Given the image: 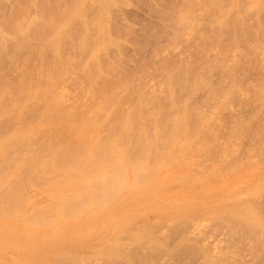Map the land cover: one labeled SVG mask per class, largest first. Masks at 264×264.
Returning <instances> with one entry per match:
<instances>
[{
  "label": "rangeland",
  "instance_id": "obj_1",
  "mask_svg": "<svg viewBox=\"0 0 264 264\" xmlns=\"http://www.w3.org/2000/svg\"><path fill=\"white\" fill-rule=\"evenodd\" d=\"M104 1H0V30H4L5 35L7 33V35H12L15 38L14 40L13 37L9 36L10 40L7 41L5 51L0 54V96L6 90V93L9 92L7 94L12 93L8 95L11 99H8L6 93H4V95L6 94L5 97H2L3 95L0 97V135H7L8 133L5 132L12 134L9 139L6 136H0V139L3 138L0 140L2 142L0 146L5 145L9 140L5 145L6 154L3 152L4 147H0V155L4 154L0 157V175L3 171L7 173L4 174V176H7L6 183L2 184V181H0V264H20L18 260H29L31 264H72L74 259L76 262L74 261L73 264H204L203 259L206 257L205 261L208 260L209 253L217 256L220 251L227 257L224 256L226 262L220 261L223 264H264V231H262L264 230V0ZM192 1L193 5L190 4ZM190 5L191 8H189ZM198 5H201V7L199 8ZM203 7H209V9L206 8L204 11ZM81 9L85 10L81 11ZM206 10L211 11L206 12ZM190 11L192 14L189 13ZM81 12L86 13L82 14ZM184 12L190 17L186 16ZM2 14L5 16H2ZM241 15L242 17H240ZM80 16L86 17L79 19ZM87 17L88 19L85 20ZM1 19L4 22H1ZM9 20L12 23L15 22L13 27H17L16 24L22 27L29 21H35L33 22V30L32 32L30 31L27 37L26 44L15 47V44L21 40H19L18 35H15V32H12L14 35L11 33L13 27L8 25ZM43 20L46 23H43ZM65 20H67V25ZM81 20L86 21V23L82 21L86 26L82 25ZM101 22H103L104 27H102ZM49 23L52 24L50 25ZM221 23L224 27H220L222 26ZM61 24L63 25L62 28H60ZM84 26L90 30L86 28L85 32ZM54 28L55 34L53 33ZM203 31L207 34H204ZM212 31H215V33H212ZM202 33L208 38L201 36ZM23 34L25 33L23 32ZM208 35L211 36L210 40ZM105 36L108 38L105 39ZM82 37H85V43H83ZM107 39L116 44V46L110 44ZM202 45L204 46L202 47ZM89 58L90 61H88ZM84 63H86V67H82ZM170 66L171 69L168 70ZM181 66H183V70ZM95 67L98 68L100 73L92 75L91 78L88 76L86 78L83 71L92 70ZM162 67L166 69V72H163L164 69ZM177 67H179V70L181 69L180 72H178V69V71L175 70ZM201 67L203 68L201 69ZM184 69H187L188 73L186 78L187 73L185 74L186 70ZM189 69L192 70L190 71ZM174 71L180 73L179 78L177 77L178 73H174ZM29 72L31 74L27 81L31 86L41 87V84H45L49 89L53 88L51 89L52 92H56L58 89V92H62L65 95L63 99H65L64 102L66 101V106H75V113L79 112L84 117H87V115L88 117H93L95 105H100L102 109H107L105 113L108 112V114L104 118L106 125L102 127L104 130L100 128L97 131L100 141L103 142L109 137L120 136L119 129L113 120L129 110L134 115L135 113L137 114V118L132 115L134 116V127L128 134L129 138L136 136L135 132L138 131L140 123H145L146 129L144 133L147 131V136L153 134L151 133L152 128L158 124L162 129L164 127L163 130L166 133H169L168 131L172 129L167 117L172 115V113L180 112L184 109V105L186 111L190 115L192 114L191 116L196 121L193 126L195 128L191 127L190 129L189 127L187 132H184L186 134L181 135L182 137L178 134L183 132H178L177 134L176 131H172V134L176 133L177 137L179 136L180 142L177 141L176 143L183 142L185 144L183 145L184 150L182 146L180 147V144H173L175 149H171L174 148L172 145V147L170 146L171 148L167 147L169 151L164 148L156 152L157 156L155 154V157H158V160L154 158V150L149 153L148 157L152 155L151 158L147 159L149 167H151L154 160L156 161L154 164L161 165L157 170H154L158 180L156 189L159 190H157L156 195H152L153 191L149 192L143 189L132 195H125L126 198L124 197L122 203H119L121 205L120 211L123 212L122 221L113 224L111 227L108 226L109 229L107 230H102L103 226L97 225L90 233H84L83 231L72 232L71 236L77 235L75 240L82 241L84 244L77 248L69 249L66 257L58 259L59 262L56 258H53L54 260L40 258L42 243L45 241L48 230L46 223L53 219L54 215L59 218L63 215V217L66 216L67 218H64L65 221H70L71 229L76 226L78 220L75 217V219H71V213L68 215L73 209H69V212H62L57 196H49L48 190L51 188V191L54 192L58 186H60L58 191L62 190L61 182L57 181L60 176H66V179H69L70 175L66 172L65 174L57 171L55 173V170H45L44 168L42 174L28 176L21 174L15 167L21 156L29 155L31 151L35 152L37 156H42L43 154L41 146L44 139L41 132L34 131L31 134V136H34V133H37L34 139L33 136L21 134L23 132L22 128L28 122H31L29 123L31 126L33 125L32 123H34V126L40 125L42 128L46 125L48 126V124L53 123L54 112H56L52 106L48 107L43 101L28 100L27 102L21 99L22 94L16 91V86L23 80V74ZM189 72H195V75L193 76ZM165 73L167 75L171 73L172 76L169 74L170 76L168 77L170 78H168ZM199 76H202V78ZM172 77L176 80H172ZM167 78L170 82H168ZM79 80H83V82ZM178 81L179 84L177 85ZM12 83H17V85H12ZM88 85L92 87L88 88ZM127 85L130 86L128 87ZM168 85L169 87L172 86V88L170 89ZM173 86H176L177 94ZM167 89L171 91L173 89L174 93L173 91L169 93L172 96L174 94L175 97L177 96V98L172 97L177 100H175V104H173L172 100L173 103L170 102L171 97L169 99ZM87 90L90 92H87ZM124 91L126 94L123 93ZM213 94L215 95L213 96ZM103 95L110 96L115 103L109 106L107 104L108 101L101 100ZM139 97L142 99V103H140L143 105H140L142 106L140 111H144L142 113L139 111L142 116L135 111V102L140 101L138 100ZM184 98L186 101L189 100L187 105L184 104L186 103ZM119 101H121V104ZM145 101L147 102L145 103ZM143 102L148 105V108ZM181 102L184 103L182 104ZM8 103H12L11 107H14L9 108L10 104L8 105ZM4 105L5 107H3ZM178 105L180 109L177 108ZM3 108L4 110L7 109V111H1ZM21 108L22 112H20ZM44 108H47V112H49V119L45 121V124L41 122L42 120H38L39 112L42 109L44 110ZM10 109L13 110L9 113ZM201 111L204 117L202 114L197 115ZM2 112L9 113L10 115L6 114L10 118L5 117V113L2 115ZM47 112L45 110V113ZM145 117H148V120ZM4 122H10L11 126H9L10 123L5 126ZM204 123H206V126H204ZM109 125L110 128H113L107 127ZM199 125L201 127L200 133H202L203 129L205 131V129L210 128L207 132L203 131L200 135L199 131H197L198 133L194 132V130L199 129ZM34 126L31 128H37ZM10 127H12L13 132H11ZM14 127L17 133L13 130ZM148 131L151 132L148 133ZM190 131H193L194 134L191 135ZM131 132L132 135L130 134ZM166 133L165 135H167ZM208 133L209 135L206 138ZM11 134L7 136H11ZM172 134L171 136L173 137ZM176 134L174 137H176ZM157 136L160 137L159 134ZM96 137L94 136V138ZM185 138L187 139L185 140ZM195 140H198V142ZM195 142L196 144L198 143L197 147L193 144ZM38 144L39 146H37ZM176 146L185 152L181 149L180 152ZM191 148H196L194 151H197L191 153ZM187 149L190 150L188 151ZM198 149L203 152L197 153ZM207 149L209 152H207ZM176 150L182 156L180 154V156L177 155ZM170 151L172 152L171 154ZM167 152L170 154L168 157ZM187 152L190 154L189 156ZM194 154L199 155L195 156ZM159 155L161 156L160 158ZM2 159H6L8 164L1 163ZM185 170L194 179H191L190 181L192 182L189 181L190 183L186 184L184 180L187 179L183 178ZM45 173L46 176L44 175ZM47 173H51V175L49 174L50 177L47 176ZM127 173L129 172L127 171ZM9 176L10 178H8ZM43 177L48 181L49 179H56L53 180L56 182H47ZM51 184L55 186L53 185V187ZM82 189L81 192L84 193L81 195L85 197V201L89 202V199L94 201L97 198V193L94 190L95 186H86ZM90 194L93 197L89 196ZM68 197L70 198L69 200H72L71 193L68 194ZM242 203H245L243 204L245 208L242 207L244 212L240 210L241 208L236 209L233 207L234 205L236 207L240 206ZM247 206L252 211L250 215L248 208L246 209ZM235 213H239V215ZM243 213L247 214V218L244 216L246 214L243 215ZM231 214H235L237 218L235 219V216ZM252 214L255 216V218L252 217V219L254 218L253 220L250 219ZM239 216H242V221L237 220ZM154 218L156 219L154 220ZM111 220L112 218H109L107 225H109ZM153 220L154 222H152ZM103 221L105 223L107 220L103 219ZM24 222H26V225H29L30 222L34 223L27 235H21V232L26 228ZM144 222H147L146 225H144ZM154 223L157 224L155 225ZM253 223L254 225H252ZM257 226H260V228H257ZM150 230L151 234L148 232ZM115 231L116 233H114ZM261 233L262 235H260ZM136 238H139L141 242L137 243L138 239ZM131 240L133 242L129 243ZM134 240H136V243ZM112 241L115 244L117 243L116 245L120 249L115 244V247H113ZM67 242L68 244L71 243V237L67 239ZM95 243H97V246L94 245ZM92 244L95 247L89 246ZM109 246H112L115 250ZM122 247H125L124 251ZM103 248L105 250L101 252ZM116 250H121V254ZM105 251H107L106 254ZM98 253H101V256ZM107 253L111 254V257L108 255L110 259L106 257ZM69 254L70 256H68ZM115 254L118 257H113ZM104 256L106 259L102 258ZM210 260L211 262L214 260L215 263V259ZM220 262H217V264H221ZM214 263L212 262L211 264ZM205 264H209V262L207 263L206 261Z\"/></svg>",
  "mask_w": 264,
  "mask_h": 264
},
{
  "label": "bare ground",
  "instance_id": "obj_2",
  "mask_svg": "<svg viewBox=\"0 0 264 264\" xmlns=\"http://www.w3.org/2000/svg\"><path fill=\"white\" fill-rule=\"evenodd\" d=\"M1 1V0H0ZM84 1V0H83ZM105 1H107V0H105ZM104 1V2H105ZM215 1V0H214ZM217 1V0H216ZM222 1V0H221ZM220 1V2H221ZM34 3V2H33ZM75 3V2H74ZM96 3V2H95ZM199 3H200V1H199ZM205 3V2H204ZM207 3H208V1H207ZM209 3H210V1H209ZM213 3V2H212ZM249 3V2H248ZM79 4V3H78ZM78 4H77V6H78ZM106 4H107V2H106ZM105 4V5H106ZM130 4V3H129ZM190 4L191 5H193V1H192V3L190 2ZM197 4H198V2H197ZM229 4V3H228ZM191 5H190V7L189 8H191ZM203 5H205V4H203ZM77 6H75L76 8H78ZM211 6V5H210ZM214 7H215V5H213ZM244 6V5H243ZM198 7L200 8L201 7V5L199 6L198 5ZM226 7V6H225ZM231 7V6H230ZM76 8H75V10H76ZM108 8V7H107ZM193 8H195V7H193ZM207 9H209V7H206ZM206 8H202V9H204V11H205V9ZM218 8V7H217ZM227 8V7H226ZM72 9V8H71ZM96 9H98V8H96ZM109 9V8H108ZM211 9V8H210ZM219 9H220V7H219ZM74 10V11H75ZM83 10H85V9H83ZM82 9H81V11H83ZM99 10V9H98ZM107 10V9H106ZM187 10V9H186ZM185 10V11H186ZM224 10V9H223ZM227 10V9H226ZM229 10V9H228ZM187 11H189V10H187ZM186 11V12H187ZM208 10H206V12H207ZM209 11H211V10H209ZM208 11V12H209ZM218 11V10H217ZM0 12H1V10H0ZM66 12V11H65ZM97 12V11H96ZM95 12V13H96ZM194 12V11H193ZM202 12H203V10H202ZM82 14H84V13H86V12H81ZM188 13V12H187ZM189 13H191L192 14V12L190 11ZM73 14V13H72ZM184 14H186L185 12H184ZM197 14H198V12H197ZM208 14V13H207ZM227 14V13H226ZM225 14V15H226ZM1 15V14H0ZM78 15H81V14H78ZM86 15V14H85ZM201 15L202 16H204L202 13H201ZM234 15H235V12H234ZM238 15V14H237ZM243 15V14H242ZM242 15L240 16V17H242ZM2 16H5V15H3L2 14ZM186 16H188V17H190L189 15H187L186 14ZM194 16V15H193ZM209 16H210V14H209ZM214 16V15H213ZM223 16V15H222ZM9 17H10V15H9ZM70 17V16H69ZM84 17H86V16H84ZM84 17H82V16H80L79 17V19L80 18H84ZM89 17V16H88ZM88 17L87 18H85V20L86 19H88ZM91 17V16H90ZM187 17V18H188ZM224 17V16H223ZM3 18H5V17H3ZM8 18V17H7ZM39 18V17H38ZM38 18H37V21H38ZM73 18H77V17H73ZM183 19H185L184 17H182ZM237 18V17H236ZM36 19V18H35ZM34 19V20H35ZM39 19H41V18H39ZM43 19V18H42ZM69 19V18H68ZM78 19V18H77ZM183 19H182V21H183ZM190 19V18H189ZM194 19V18H193ZM196 19H198V18H196ZM208 19V18H207ZM218 19V18H217ZM242 19V18H241ZM2 20V19H1ZM31 20V19H30ZM52 20V19H51ZM85 20H81L80 22L82 23V25L84 24L85 26H86V21ZM90 20V19H89ZM93 20H95V18H93ZM92 20V21H93ZM213 20V19H212ZM238 20V19H237ZM237 20H236V22H237ZM32 21V20H31ZM31 21H29L26 25H24V26H22V27H19L17 24H16V26L17 27H13V25H14V23H12L10 20L8 21L9 22V24L7 23V22H5L6 24H8V25H10V26H12L13 28H12V30H11V33L12 32H15V35H18L19 37V40H21L19 43L17 42L16 44H15V47L17 46L18 47V45H24V44H26V42H27V37L29 36V33H30V31L32 32V30H33V22H35V21H33V22H31ZM36 21V22H37ZM66 22V25H67V20H65ZM85 22V23H83V22ZM91 21V22H92ZM186 21V20H185ZM184 21V22H185ZM195 21V20H194ZM199 21V20H198ZM242 22H243V20H241ZM1 22H4L3 20L1 21ZM45 21L43 20V23H44ZM49 22H50V20H49ZM71 22H73V20H71ZM90 22V23H91ZM93 22H95V21H93ZM177 22H178V20H177ZM181 22V21H180ZM203 22V21H202ZM208 22H210L209 20H208ZM216 22H217V20H216ZM219 22V21H218ZM226 22V21H225ZM24 23V22H23ZM46 23V22H45ZM62 23H64V21H62ZM102 23V27H104L103 26V22H101ZM187 23H188V21H187ZM195 23V22H194ZM194 23H193V25H194ZM214 23V22H213ZM213 23H211V24H213ZM2 24V23H1ZM5 24V25H6ZM50 24V23H49ZM52 24V23H51ZM50 24V25H51ZM95 24V23H94ZM185 24V23H184ZM190 24H192V23H190ZM189 24V25H190ZM224 24V23H223ZM227 24V23H226ZM70 25V24H69ZM87 25H89V24H87ZM92 25H93V23H92ZM209 25H210V23H209ZM221 25H222V23H221ZM62 24H61V26H60V28H62ZM85 26H84V30H85V32H86V30L88 29V27H86L85 28ZM93 26H95V25H93ZM93 26H91V27H93ZM182 26V25H181ZM184 26V25H183ZM6 27H7V25H6ZM101 27V26H100ZM192 27V26H191ZM197 27V26H196ZM202 27V26H201ZM205 27H206V25H205ZM220 27H224L223 25L222 26H220ZM226 27V26H225ZM1 28H2V26H1ZM188 28V27H187ZM190 28V27H189ZM199 28V27H198ZM211 28H212V26H211ZM218 28V27H217ZM4 29V28H3ZM6 29V28H5ZM101 29V28H100ZM206 29V28H205ZM212 29H214V28H212ZM211 29V30H212ZM222 29V28H221ZM60 30H62V29H60ZM88 30H90V29H88ZM95 30V29H94ZM103 30V29H102ZM200 30V29H199ZM208 30V29H207ZM217 30H219V29H217ZM4 31V30H3ZM2 31V29L0 30V54H2L1 52L2 51H5L4 49L6 48V45H7V41L8 40H10L9 39V36H11V37H13L12 35H7V33H6V35L4 34L5 32H3ZM198 31V30H197ZM7 32V31H6ZM23 32L25 33V34H23ZM55 28L53 29V33L55 34ZM200 32V31H199ZM198 32V33H199ZM205 32H206V30H205ZM204 31H203V33L204 34H207V33H205ZM208 32V31H207ZM215 33V31H212V33ZM217 32V31H216ZM84 33V32H83ZM98 33V32H97ZM202 33V34H203ZM13 34V33H12ZM100 34V33H99ZM106 34V33H105ZM201 34V36H204V34L202 35ZM14 35V34H13ZM199 35V34H198ZM197 35V36H198ZM78 36V35H77ZM91 36V35H90ZM200 36V35H199ZM209 36V40H210V35H208ZM215 36V35H214ZM219 36V35H218ZM10 37V38H11ZM60 37V36H59ZM104 37V36H103ZM204 37H207L206 35L204 36ZM14 38V37H13ZM12 38V39H13ZM83 38V37H82ZM85 38V37H84ZM84 38H83V40H84ZM106 38H108V37H106L105 36V39ZM208 38V37H207ZM104 39V38H103ZM198 39H199V37H198ZM14 40H15V38H14ZM82 40V41H83ZM108 40V39H107ZM200 40H203V39H200ZM205 40H206V38H205ZM59 41V40H58ZM109 41V40H108ZM108 41H104V42H108ZM207 41V40H206ZM212 41V40H211ZM11 42H12V40H11ZM86 42H87V40H86ZM58 43V42H57ZM83 43H85V40H84V42ZM109 43L110 44H114V43H112V42H110L109 41ZM108 43V44H109ZM87 44V43H86ZM97 44H99V43H97ZM58 45V44H57ZM115 46H116V44H114ZM209 45V44H208ZM82 46V45H81ZM114 46V47H115ZM204 45H202V47H203ZM56 47H58V46H56ZM85 47H86V45H85ZM89 47V46H88ZM206 47V46H205ZM23 48V47H22ZM93 48V47H92ZM95 48V47H94ZM105 48H107V47H105ZM104 48V49H105ZM109 48V47H108ZM118 48V47H117ZM104 49H102V51H104L105 52V50ZM201 49V48H200ZM205 49V48H204ZM86 50V49H85ZM203 50V49H202ZM208 50V49H207ZM206 50V51H207ZM54 51V50H53ZM57 51H59V50H57ZM92 51V50H91ZM93 51H94V49H93ZM199 51V50H198ZM209 51V50H208ZM16 52V51H15ZM55 52V51H54ZM53 52V53H54ZM204 52V51H203ZM6 53V52H5ZM41 53V52H40ZM52 53V54H53ZM98 53H100V52H98ZM201 53V52H200ZM11 54V53H10ZM35 54V53H34ZM91 54V53H90ZM93 54H94V52L92 53V57H93ZM54 55V54H53ZM56 55V54H55ZM203 55V54H202ZM7 56V55H6ZM25 56V55H24ZM59 55H58V52H57V57H58ZM200 56V55H199ZM208 56V58H210V56L209 55H207ZM56 57V58H57ZM196 57V56H195ZM206 57V56H205ZM8 58H10V57H8ZM14 58V57H13ZM55 58V57H54ZM53 58V59H54ZM213 59V58H212ZM24 60V59H23ZM22 60V61H23ZM59 60H61L60 58H59ZM208 60V59H207ZM206 60V61H207ZM217 60V59H216ZM62 61V60H61ZM88 61H90V58H89V60ZM88 61H85V62H88ZM208 61H211V60H208ZM171 62V61H170ZM23 63V62H22ZM61 63V62H60ZM214 63V62H213ZM221 63V62H220ZM2 64V63H1ZM85 64L86 63H84V66H82V67H86L85 66ZM114 64V63H113ZM201 64V63H200ZM205 64V63H204ZM223 64V63H222ZM221 64V65H222ZM47 65V64H46ZM83 65V64H82ZM207 65H209V63H207ZM211 65V64H210ZM215 65V64H214ZM117 67H118V65H116ZM115 66V67H116ZM211 66H213V65H211ZM114 67V68H115ZM191 67H193V66H191ZM199 67V66H198ZM204 67V66H203ZM203 67H201V69L203 68ZM209 67V66H208ZM218 67V66H217ZM223 67V66H222ZM119 68V67H118ZM163 69H164V67H162ZM179 67H177L175 70H177ZM181 68H182V70H183V66H181ZM187 68V67H186ZM206 68V67H205ZM212 68V67H211ZM122 69V68H121ZM169 69H171V66H170V68H168V70ZM188 69V68H187ZM187 69H184V70H186V72H185V74L187 73ZM196 69V68H195ZM200 69V70H201ZM47 70V69H46ZM120 70V69H119ZM123 70V69H122ZM166 69H164L163 70V72H166L165 71ZM174 70V69H173ZM179 70V69H178ZM177 70V71H178ZM190 70V69H189ZM192 70V69H191ZM190 70V71H191ZM115 71V70H114ZM161 71V70H160ZM181 71V69L178 71V72H180ZM81 72V71H80ZM162 72V73H163ZM168 72V71H167ZM173 72V71H172ZM176 71H174V73H175ZM178 72H176V73H178ZM195 72H196V70H195ZM194 72V73H195ZM199 72V71H198ZM26 73V72H25ZM23 74V80L20 82V81H18V82H20L18 85H17V83H12V85L14 84V85H17L16 86V91H18L19 93H21L22 94V96H21V99H24V100H26L27 102H28V100L29 101H37V100H40V101H43V102H45L47 105H48V107H50V106H52L54 109H55V111L56 112H54L55 114V118H54V120L51 122L52 124H48V126L46 125L45 127H41L40 125L39 126H36L37 128H31L32 126H34V123H32L33 125L31 126V124H29V123H31V122H28L27 124H25V126L22 128V130H23V132H21V134H24L25 136H31V134H33V132L34 131H40L41 132V135H43V139H44V141L42 142V146H41V149H42V151H43V154H42V156H37L36 155V153L35 152H33V151H31V153H29V155H25V156H21V158L19 159V161H18V163H16V168L21 172V174H26V175H36V174H42L43 173V169L45 168V170H48V169H50V170H55V173H56V171L58 172V173H61V174H65V172L66 173H69V175H70V177H68L69 179H66L67 177L66 176H60V179L57 181V182H61V187H62V190H59L58 191V188L60 187V186H58V188H56L57 189V191H56V189H55V191L53 192V191H51L52 189L50 188L49 190H48V195L49 196H57V198H58V200H59V204H60V206L62 207L61 208V211L62 212H69V209H73V211H71V212H69V214L68 215H70V213H71V215H70V218L71 219H73L74 217L76 218V220H78V222H77V224H76V226L74 227H72L71 229H70V221L69 220H67V221H65L64 220V218L65 219H67L66 218V216L65 217H63V215L62 216H60V218L58 217V216H56V215H54V218L53 219H50L47 223H46V226H47V233H46V237H45V241L42 243L43 244V246H42V252H41V254H40V258L41 259H51V260H54L53 258H56L57 260L58 259H62V258H64V257H66V254L69 252V249H74V248H77V247H79V246H82L84 243L81 241H76L75 239H76V236H74V235H72L71 236V233L72 232H75V231H83L84 233H90L92 230H93V228L95 227V226H97V225H101V226H103L101 229L102 230H107V229H109L108 228V226H112L113 224H115V223H119V222H121L122 221V219H123V216H122V211H120V209H121V205L119 204V203H122V201H123V199H124V197L126 198V196L125 195H132V194H134L135 192H137V191H140V190H145V191H149V192H151V191H153V193H152V195H156V193L159 191L158 189H156V185H157V182H158V180L156 179V175H155V173H154V170H157L161 165L160 164H154L156 161L154 160V162L152 163V165H151V167H149V165H148V158L150 157H148V155H149V153H151V151L152 150H154L155 151V153H154V158H156L155 157V154H156V152H158V150H161V149H164V148H167V147H172V145L173 144H178V143H176L177 141H179L180 139L177 137V134H178V132H183L182 134L181 133H179L178 135H182L183 136V134H186V133H184V132H187V130H188V128L190 127V129H191V127H193L194 126V123L196 122L195 121V118L194 117H192L191 115H190V113H188L187 111H186V108H185V105H184V109H182L180 112H177V113H172V115H170L169 117H167V121H169L170 122V128L172 129V130H170V131H168L169 133H166L163 129H164V127H163V129L161 128V126L158 124V125H156L155 127H153L152 128V132L151 131H148V133L149 132H151V133H153L152 135L150 134L149 136H147L148 134H147V131L144 133V130L146 129V125H145V123H140V121H139V129H138V131L137 132H135V135L136 136H134V137H130L129 138V132H130V130L132 129V127H134L133 126V123H134V116L136 117V113H135V115L129 110V111H126L125 113H123V115L121 114L119 117H116L113 121L115 122V124L117 125V127H118V129H119V132H120V136L119 137H117V136H112V137H109L108 139H106V141L105 142H103V141H100V139H99V137H98V133H97V131H98V129H103L102 127L104 126V125H106V121H104V118H106V116H107V114H108V112L107 113H105L106 112V110L107 109H102V107L99 105V106H97V105H95V114H94V116L92 117V116H89L88 117V115H87V117H84L83 115H81V114H79V112L78 113H75L74 111H75V109H74V107H69V106H66V104H65V102H64V100L65 99H63V96H65L64 95V93L62 94V92H58L57 90H56V92H52L51 91V89H53V88H51V89H49V87H47L45 84H41V87H33V86H31L30 84H29V82L27 81V80H29V76H30V74H31V72H29V73H27V74ZM100 72H99V70H98V68L97 67H95V68H93L92 70H89V69H87V70H84L83 71V74H84V76H86V78H87V76L89 77V78H91V76L92 75H97V74H99ZM182 73V72H181ZM189 73H191V72H189ZM194 73H191V75L193 74V76L195 75ZM80 74V73H79ZM102 74V73H101ZM166 74V73H165ZM171 76H172V74L171 73H169ZM167 75V77L168 76H170V75ZM179 74L180 73H178V75L177 74H174V75H177V77L179 76ZM200 74V73H199ZM118 75V74H117ZM160 75V74H159ZM166 75H165V77H166ZM183 75H184V73H183ZM188 75V73L186 74V76H185V78L186 77H188L187 76ZM162 76H164V75H162ZM183 77V76H182ZM190 77V76H189ZM199 77H201L202 78V76H199ZM8 78V77H7ZM22 78V77H21ZM64 78V77H63ZM83 78V77H82ZM168 78H170V77H168ZM167 78V80H168V82H170V80ZM179 78V77H178ZM194 78H197V77H194ZM200 78V79H201ZM206 78V77H205ZM119 79H120V77H119ZM164 79H166V78H164ZM182 79H184V78H182ZM19 80V79H18ZM98 80H101V79H98ZM120 80H122V78L120 79ZM172 80H176V79H173V77H172ZM180 80V79H179ZM203 80V79H202ZM205 80V79H204ZM5 81V80H4ZM80 81V80H79ZM82 82H83V80H81ZM80 81V82H81ZM91 81V80H90ZM105 81H107V80H105ZM132 81V80H131ZM163 81H165V80H163ZM193 81V83H194V79L192 80ZM199 81V80H198ZM201 81V80H200ZM79 82V83H80ZM122 82V81H121ZM172 82V81H171ZM197 82V81H196ZM8 83H9V81H8ZM102 83V82H101ZM105 83V82H104ZM104 83H103V85H104ZM166 83V82H165ZM164 83V84H165ZM176 83V82H175ZM181 83V82H180ZM186 83H187V80H186ZM200 83V82H199ZM210 83V82H209ZM81 84V83H80ZM79 84V85H80ZM130 84H132V83H130ZM167 84V83H166ZM165 84V85H166ZM169 84V83H168ZM170 84H172V83H170ZM179 84V81H178V83H177V85ZM188 84V83H187ZM90 85H91V83H90ZM90 85H88V88L89 87H92V86H90ZM135 85V84H134ZM133 85V86H134ZM139 85V84H138ZM137 85V86H138ZM84 86V85H83ZM105 86V85H104ZM109 86H110V84H109ZM119 86V85H118ZM128 86V85H127ZM126 86V87H127ZM130 86V85H129ZM128 86V87H129ZM180 86V85H179ZM185 86H186V84H185ZM200 86V85H199ZM209 86V85H208ZM4 87V86H3ZM9 87H10V85H9ZM85 87V86H84ZM113 87V86H112ZM127 87V88H128ZM139 87V86H138ZM168 87H169V85H168ZM176 87V86H175ZM174 86H173V88H174V90L176 89ZM181 87V86H180ZM188 87V86H187ZM191 87V86H190ZM193 87H194V84H193ZM192 87V88H193ZM203 87V86H202ZM88 88H86V89H88ZM170 89L172 88V86L171 87H169ZM181 88H184V87H181ZM207 88V87H206ZM3 89V88H2ZM9 89H11V88H9ZM8 89V90H9ZM78 89V88H77ZM110 89V88H109ZM111 89H113V88H111ZM129 89V88H128ZM138 89V88H137ZM170 89H167L168 90V93L171 91ZM199 89V88H198ZM6 90V89H5ZM89 90V89H88ZM87 90V92H90V91H88ZM166 90V89H165ZM177 90V89H176ZM176 90H175V92H176ZM183 90V89H182ZM181 90V91H182ZM185 90H186V87H185ZM184 90V91H185ZM192 90V89H191ZM194 90H195V88H194ZM3 92H4V90H2ZM7 91V90H6ZM6 91L4 92V93H6ZM9 91H11V90H9ZM112 91V90H111ZM114 91V90H113ZM116 91V90H115ZM119 91V90H118ZM129 91V90H128ZM128 91H127V93H128ZM147 91V90H146ZM172 91H173V89H172ZM172 91H171V93H172ZM181 91H179V92H181ZM193 91V90H192ZM196 91V90H195ZM2 92V93H3ZM178 92V93H179ZM183 92V91H182ZM185 92H187V91H185ZM4 93L3 94H1V96L2 97H5V95L7 94V93H9V92H7L5 95H4ZM11 93V92H10ZM112 93H115V92H112ZM123 93H125V91L123 92ZM153 93V92H152ZM164 93V92H163ZM173 93H174V91H173ZM188 93V92H187ZM191 93V92H190ZM12 94V93H11ZM11 94H7V96L8 95H11ZM83 94V93H82ZM126 94V93H125ZM131 94H133V93H131ZM140 94V93H139ZM150 94V93H149ZM166 94H167V92H166ZM176 94H177V92H176ZM100 95H101V93H100ZM127 95H129V94H127ZM152 95V94H151ZM155 95V94H154ZM175 95V94H174ZM173 95V96H174ZM179 95V94H178ZM187 95V94H186ZM191 95V94H190ZM215 94H213V96H214ZM0 96V97H1ZM7 96H6V98H7ZM90 96V95H89ZM88 96V97H89ZM141 96V95H140ZM172 96V94H170L169 93V99H170V97H171V99H170V102L171 103H173V104H175L176 102H175V100H174V98H177V96L175 97L174 96V98H172L173 97ZM181 96H183V95H181ZM184 96H185V93H184ZM188 96V95H187ZM209 96H210V94H209ZM212 96V97H213ZM125 97H126V95H125ZM120 98V97H119ZM140 98V97H139ZM138 98V100H140V101H137V100H135V101H137V102H135L136 103V106H135V111L136 112H139L140 111V109H142V108H140V107H142L143 105L141 104L142 102V99L140 98L139 99ZM143 98V97H142ZM178 98H179V96H178ZM8 99H11V97L9 98V96H8ZM105 100V101H108V105L110 106L112 103H115V101H112V99H111V97L110 96H106V95H103L102 97H101V100ZM122 99V98H121ZM126 99V98H125ZM130 99V98H129ZM132 99H134V98H132ZM179 99H181V98H179ZM185 99V98H184ZM186 99H187V97H186ZM186 99L184 100L186 103H184V102H181L182 104L184 103V104H186L187 105V101H189V100H187L186 101ZM209 99V98H208ZM123 100V99H122ZM127 100V99H126ZM173 102H172V101ZM182 100V99H181ZM7 101V100H6ZM117 101H118V99H117ZM177 101V100H176ZM210 101V100H209ZM8 102H9V100H8ZM13 102V101H12ZM120 102V104H121V101H119ZM141 102V103H140ZM147 101H145V103H146ZM6 103V102H5ZM4 103V104H5ZM88 103V102H87ZM122 103H124L123 101H122ZM144 103V102H143ZM144 103V104H145ZM156 103L158 104V102L156 101ZM10 103H8V105H9ZM15 104V103H14ZM119 104V105H120ZM148 104H150V103H148ZM173 104H170V105H173ZM179 104H180V101H179ZM7 105V104H6ZM11 105H12V103L10 104V107L9 108H12V107H14V106H12L11 107ZM25 105V104H24ZM140 105H142V106H140ZM146 105V104H145ZM177 105V104H176ZM180 106H182V105H180ZM3 107H5V105L3 106ZM91 107V106H90ZM146 107L148 108V105H146ZM174 107V106H173ZM186 107H188V106H186ZM23 108V107H22ZM22 108L20 109V112H22L21 110H22ZM83 108V107H82ZM145 108V107H144ZM144 108H143V110H144ZM177 108H179V105H178V107ZM53 109V110H54ZM74 109V110H73ZM180 109V108H179ZM189 109V108H188ZM192 109V108H191ZM2 110H4V108L3 109H1V111ZM13 110V109H12ZM11 109H10V111H9V113L12 111ZM33 110V109H32ZM45 110H46V112H47V108H44V110L42 109L40 112H39V115H38V120L40 121V120H42L41 122L42 123H44L45 124V121H48V119H49V112H47V113H45ZM52 110V111H53ZM82 110V109H81ZM131 110H132V108H131ZM145 110H147L146 108H145ZM4 111H7V109L6 110H4ZM26 111V110H25ZM51 111V112H52ZM134 110H133V112H135ZM176 111V110H175ZM141 112V111H140ZM139 112V114L141 115V113L142 112H144V111H142L141 113ZM202 112V111H201ZM197 113V112H195V113H197V115L199 116L200 114H202L203 115V117H204V114H203V112L202 113ZM1 113V112H0ZM3 113H5V112H2V115H3ZM7 113V112H6ZM5 113V114H6ZM9 113H7V114H9ZM91 113V112H90ZM89 113V114H90ZM7 114L5 115V117H9V116H7ZM13 114V113H12ZM52 114V113H51ZM144 114V113H143ZM10 115V114H9ZM132 115H134V116H132ZM139 115V116H140ZM196 115V116H197ZM21 116V115H20ZM52 116V115H51ZM109 116V115H108ZM138 116V117H139ZM142 116V115H141ZM206 116H208V115H206ZM13 117V116H12ZM10 118V117H9ZM53 118V117H52ZM137 118V117H136ZM142 118H144V117H142ZM148 117H145V119H147ZM109 119V118H108ZM108 119H107V121H108ZM139 119V118H138ZM141 119V118H140ZM206 119V118H205ZM148 120V119H147ZM8 121V120H7ZM11 121H13V120H11ZM10 121V122H11ZM142 121H144V119H142ZM0 122H1V118H0ZM9 122V123H10ZM137 122H138V120H137ZM146 122V121H145ZM198 122V121H197ZM3 123V122H2ZM5 123V122H4ZM7 123L8 122H6L5 124V126H8L7 125ZM8 123V124H9ZM19 123V122H18ZM36 124H38L37 122H35ZM41 123V124H42ZM114 124V125H115ZM135 124H137V123H135ZM206 123H204V126H206L205 125ZM43 125V124H42ZM115 125V126H116ZM201 125V124H200ZM200 125H199V129L197 130H194V132L196 131H199V133L201 132V130H200ZM9 126H11V123L9 124ZM19 126V125H18ZM34 126V127H35ZM136 126V125H135ZM168 126H169V124H168ZM168 126H167V128H168ZM202 126H203V124H202ZM204 126H203V128H204ZM3 127V126H2ZM16 127V126H15ZM15 127L13 128V130L16 132V130H15ZM107 127H109L110 128V125L109 126H107ZM112 127V126H111ZM7 128V127H6ZM9 128V127H8ZM12 127H10V129H11ZM106 128V127H105ZM113 128V127H112ZM112 128H110V129H112ZM169 128V129H170ZM193 128H195V127H193ZM207 128H208V126H207ZM210 128V127H209ZM208 128V129H209ZM3 129H5V128H3ZM207 129V130H208ZM104 130V129H103ZM134 130V129H133ZM137 130V129H136ZM135 130V131H136ZM162 130V131H161ZM176 131V133L175 132H173V133H175L176 134V137H174V135L175 134H172V131ZM207 130L205 129V131L207 132ZM5 131V130H4ZM3 131V132H4ZM8 131V130H7ZM100 131V130H99ZM108 131V130H107ZM203 131H204V129H203ZM203 131H202V133H203ZM204 131V132H205ZM11 132H13L12 131V129H11ZM14 132V133H15ZM116 132V131H115ZM191 132V135H193L194 133H193V131H190ZM195 132V133H196ZM210 132V131H209ZM5 133H8L7 135H10L11 133L10 132H5ZM10 133V134H9ZM17 133V132H16ZM117 133H118V131H117ZM161 133V134H160ZM164 133V135H162ZM165 133L167 134V135H165ZM198 133V132H197ZM202 133H200V135L202 134ZM35 134H37V133H34V136H33V138L35 137ZM131 135H132V132L130 133ZM157 134H159L160 135V137H158L157 136ZM170 134V135H169ZM171 134L173 135V137L171 136ZM7 135H5L6 136V138L7 139H9V137L11 138L12 137V134H11V136H7ZM14 135V134H13ZM107 135V134H106ZM117 135V134H116ZM134 135V134H133ZM188 135V134H187ZM200 135H198V136H200ZM204 135V134H203ZM202 135V136H203ZM207 135H209V133L208 134H206V138H207ZM0 136H2V135H0ZM5 136H2V137H5ZM15 136V135H14ZM31 136V137H32ZM94 136H97L96 138H94ZM108 136H110L109 134H108ZM181 136V137H182ZM188 136H190V135H188ZM16 137V136H15ZM185 137V136H184ZM178 138V139H177ZM190 138V137H189ZM199 138H201V137H199ZM3 138H1L0 140H2ZM6 139V140H7ZM35 139V138H34ZM120 139V140H119ZM187 138H185V140H186ZM202 139V138H201ZM212 139V138H211ZM189 140V139H188ZM199 140V139H198ZM198 140H195V141H197L198 142ZM182 141V140H181ZM5 142V141H4ZM8 142H9V140H8ZM7 142V143H8ZM180 142V141H179ZM187 142V141H186ZM201 142V141H200ZM203 142V141H202ZM0 143H1V145H2V142L0 141ZM6 143V144H7ZM5 144V145H6ZM34 144H35V142H34ZM180 144V147L182 146V149L184 150V146L183 145H185L183 142H181V143H179ZM178 144V145H179ZM194 145H196V147L198 146L197 144H196V142L195 143H193ZM192 144V145H193ZM5 145H3V146H0V147H4V151L3 152H5V154H6V152L7 151H5L6 149H5ZM12 145V144H11ZM201 145H202V143H201ZM201 145H199L200 147H201ZM205 145H207V144H205ZM10 146V145H9ZM37 146H39V144L37 145ZM187 146H189V145H187ZM204 146V145H203ZM209 146V145H208ZM170 147V148H171ZM173 147L174 148H171V149H175V146L173 145ZM176 147H178V146H176ZM186 147V146H185ZM194 147V146H193ZM200 147H198V148H200ZM205 147V146H204ZM203 147V148H204ZM8 149H10V148H8ZM7 149V150H8ZM181 148H179L178 147V150L181 152V150H180ZM192 149V151H191V153L196 149V148H191ZM202 149V148H201ZM210 149V148H209ZM33 150H34V147H33ZM36 150V149H35ZM157 150V151H156ZM182 150V151H183ZM186 150V149H185ZM188 150V149H187ZM190 150V149H189ZM188 150V151H189ZM199 151L197 152V153H202L201 152V150L200 149H198ZM208 150V149H207ZM10 151V150H9ZM153 151V152H154ZM167 151H169V149L167 148ZM172 151V150H171ZM170 151V154L172 153ZM177 151V150H176ZM179 151H177V155H179L180 154V152ZM197 151V150H196ZM196 151H194L193 153H195ZM2 152V151H1ZM2 152V153H3ZM37 152H38V150H37ZM174 152V151H173ZM179 152V153H178ZM183 152H185V151H183ZM207 152H209V150L207 151ZM188 153V152H187ZM206 153V152H205ZM39 154V153H38ZM170 154H168V152H167V157L170 155ZM174 154V153H173ZM185 154V153H184ZM2 155V154H1ZM1 155H0V157H1ZM4 155V154H3ZM2 155V156H3ZM181 156H182V154H180ZM179 155V156H180ZM190 154L188 153V156H189ZM195 156L196 155H199V154H194ZM156 156H157V154H156ZM172 156V155H171ZM170 156V157H171ZM6 157H7V155H6ZM151 157H152V155H151ZM150 157V158H151ZM161 156L159 155V158H160ZM185 157V156H184ZM3 158V157H2ZM175 158H176V156H175ZM178 158V157H177ZM157 160H158V157L156 158ZM166 159H168V158H166ZM163 160H164V158H163ZM161 162V161H160ZM1 163H4V164H8V161L6 160V159H2V162ZM175 163V162H174ZM3 164V165H4ZM154 164V165H153ZM176 164H177V162H176ZM175 164V165H176ZM1 166V165H0ZM164 166V165H163ZM173 166H174V164H173ZM167 167V166H166ZM6 169V168H5ZM122 171H123V174H122ZM127 171L129 172V173H127ZM237 171V170H236ZM7 172V171H6ZM46 172V171H45ZM50 172H52V171H50ZM237 172H239V171H237ZM184 173H185V175L183 176V178L184 179H187V180H184V183L186 184V183H188L193 177H191V174L190 173H187V171L185 170L184 171ZM4 174H7V173H5L4 171L2 172V174L0 175V181H2L1 183L3 184H5L6 183V179H7V176H4ZM48 175L47 176H49V174L51 175V173H47ZM130 174V175H129ZM45 176H46V173L44 174ZM53 175V174H52ZM43 176V175H42ZM198 176V175H197ZM33 177V176H32ZM41 177V176H40ZM50 177V176H49ZM59 177V176H58ZM57 177V178H58ZM62 177V178H61ZM8 178H10V176L8 177ZM43 178H45V177H43ZM48 178V177H47ZM178 178H180V177H178ZM196 178V177H195ZM17 179H19V178H17ZM36 179V178H35ZM45 180H46V178H45ZM53 180H56V179H53ZM52 179L50 180L49 179V181H53ZM192 180H194V179H192ZM47 182H49L48 180H46ZM46 181H43V182H46ZM46 182V183H47ZM56 182V181H55ZM54 181H53V183H55ZM183 182V181H182ZM190 182H192V181H190ZM189 182V183H190ZM52 185V184H51ZM54 185V184H53ZM52 185V186H53ZM55 186V185H54ZM53 186V187H54ZM86 186H95V191H96V193H97V198H95L94 199V201L92 200V199H89V202L88 201H85V197L84 196H82L81 194L82 193H84V192H81V190H83L82 188L83 187H86ZM51 187V186H50ZM52 187V188H53ZM57 187V186H56ZM54 190V189H53ZM79 190V192H77ZM158 190V191H157ZM71 193V195H72V200H69L70 198L68 197V194H70ZM89 196H92L91 194L89 195ZM84 197V198H83ZM93 197V196H92ZM87 199H88V197H87ZM253 201V200H252ZM252 201H251V203H252ZM242 202H244V201H242ZM243 204H245V203H242V205H238L237 207L234 205L233 207H235L236 209H240V210H242L243 211V209H242V207L243 208H245L244 206H243ZM248 206H250V205H248ZM248 206L246 207V209L248 208ZM232 208V207H231ZM234 208V209H235ZM252 209V208H251ZM248 210V213H249V215H250V213H252V211L248 208L247 209ZM246 210V211H247ZM245 211V212H246ZM61 212V213H62ZM214 212V211H213ZM239 212V211H238ZM244 212V211H243ZM210 213V212H209ZM247 213V212H246ZM246 213H243V215L244 214H246ZM247 213V214H248ZM63 214V213H62ZM206 214V213H205ZM210 214H212V213H210ZM214 214H215V212H214ZM236 215H239V213H235ZM235 214H231V215H233V216H235ZM247 214L246 215H244V216H246L245 218H247ZM25 216H26V214H24ZM224 215V214H223ZM253 215V214H252ZM251 215V217H250V219L251 220H253L254 218H255V216L253 215L252 216ZM30 216V215H29ZM29 216H27L29 219H31ZM229 216H230V214H229ZM127 217V216H126ZM125 217V218H126ZM242 217V216H241ZM241 217L239 216V218L237 219V220H241ZM252 217H254L253 219H252ZM27 218V219H28ZM74 218V219H75ZM109 218H112V220L110 221V223H109V225H107V222L109 221ZM124 218V219H125ZM129 218V217H128ZM153 218V217H152ZM158 218V217H157ZM205 218V217H204ZM227 218H229L228 216H227ZM235 219L237 218L236 216L234 217ZM249 218V217H248ZM68 219H69V216H68ZM103 219H106L107 221L104 223V221H103ZM156 218H154V220H155ZM232 219V218H231ZM0 220H1V217H0ZM154 220L152 221V222H154ZM160 220V219H159ZM236 220V221H237ZM232 221H233V219H232ZM242 221V220H241ZM256 221V220H255ZM245 222V221H244ZM249 222V221H248ZM25 223V225H26V222H24ZM27 223H29V222H27ZM132 223V222H131ZM145 223V222H144ZM147 223V222H146ZM146 223L144 224V225H146ZM255 223V222H254ZM254 223L252 224V225H254ZM34 223H29V225H26V228L21 232V235H27V233H28V231H29V229L32 227V225H33ZM155 224V223H154ZM157 224V223H156ZM155 224V225H156ZM245 224V223H244ZM243 224V225H244ZM248 224V223H247ZM139 225V224H138ZM251 225V226H252ZM257 225V224H256ZM256 225H255V228H256ZM128 226V225H127ZM130 226V225H129ZM142 226V225H141ZM247 226V225H246ZM248 226H249V224H248ZM135 227H136V225H135ZM140 227V226H139ZM245 227V226H244ZM260 228V226H257V228ZM116 229V228H115ZM140 229V228H139ZM148 229V228H147ZM147 229H145V230H147ZM248 229H249V227H248ZM254 229V228H253ZM124 230V229H123ZM257 230H259V229H257ZM262 230V229H261ZM262 231H264V230H262ZM262 231H260V232H262ZM130 232V231H129ZM149 233L151 232V230L150 231H148ZM258 232V231H257ZM259 232V233H260ZM114 233H116V231L114 232ZM136 233H140V232H136ZM142 233V232H141ZM146 233H147V231H146ZM145 233V234H146ZM152 233V232H151ZM150 233V234H151ZM263 233V232H262ZM262 233L260 234V235H262ZM142 235V234H141ZM143 235H144V232H143ZM133 236V235H132ZM69 237H71V243L70 244H68V242H67V239L69 238ZM262 237V236H261ZM264 237V236H263ZM136 239H138V241H136V240H134V242L136 241L137 243H139V242H141V240H139V238H136ZM114 241V240H113ZM113 241H112V244H113V247H115L114 246V244L115 243H113ZM145 241V240H144ZM143 241V242H144ZM119 242H121V241H119ZM119 242H118V244H119ZM131 242H133V240H131V241H129V243H131ZM135 242V243H136ZM122 243V242H121ZM112 244H110V245H112ZM117 244V243H116ZM115 244V245H116ZM122 244H124V245H126L125 243H122ZM94 245H96L97 246V243H95ZM121 245V244H120ZM155 245V244H154ZM157 245H158V243H157ZM156 245V246H157ZM90 247H92L93 246V244L92 245H89ZM107 246V245H106ZM93 247H95V246H93ZM109 247H111L112 248V246H109ZM109 247H107V248H109ZM116 247H117V245H116ZM157 247H159V246H157ZM192 247V246H191ZM106 248V247H105ZM105 248H103L102 250H101V252L102 251H104L105 250ZM118 248V247H117ZM116 248V249H117ZM123 248V247H122ZM121 248V249H122ZM125 248V247H124ZM124 248L122 249L123 251H124ZM91 249H93V248H91ZM110 249V248H109ZM113 249V248H112ZM118 249H120V248H118ZM106 250H108V249H106ZM113 250H115V249H113ZM109 251H111V250H109ZM117 252H119L120 253V251H118V250H116ZM115 251V252H116ZM220 251V250H219ZM84 252V251H83ZM87 252V251H86ZM91 252V251H90ZM106 252L107 251H105V254H106ZM114 252V253H115ZM116 252V253H117ZM112 253V252H111ZM205 253V252H204ZM99 255L101 254V253H98ZM113 254V253H112ZM121 254V253H120ZM224 253H222L221 251L219 252V254H217V256L216 255H210V253H209V257H207V259L209 260H206L207 261V263L209 262V264H211L212 262L214 263V260H212V262H211V260L210 259H215V263L217 264V262H220V261H225L226 262V260L224 259V256L226 257V255L224 254ZM108 255L111 257V254L110 253H107V255H106V257L107 258H109L110 259V257H108ZM204 255H207V254H204ZM220 255H221V257H220ZM0 256H1V254H0ZM68 256H70V254L68 255ZM101 256V255H100ZM99 256V257H100ZM121 256H123V255H121ZM113 257H118V256H116V254L113 256ZM112 257V258H113ZM205 257V256H204ZM70 258V257H69ZM102 258H105V256L104 257H102ZM217 258H221V259H217ZM227 258V257H226ZM106 259V258H105ZM117 259V258H116ZM205 259H206V257H205ZM205 259H203L204 261H205ZM71 260H72V257H71ZM114 260V259H113ZM74 261H75V259L73 260V263H74ZM82 261V260H81ZM110 261V260H109ZM203 261V263L205 264L206 263V261L204 262ZM18 262L20 263V264H31V262L29 261V260H18ZM53 262V261H52ZM58 262H59V260H58ZM76 262V261H75ZM211 262V263H210ZM224 262V263H225ZM72 263V264H73ZM78 263V262H77ZM214 263V264H215ZM221 263V262H220ZM221 264H223V262L221 263Z\"/></svg>",
  "mask_w": 264,
  "mask_h": 264
}]
</instances>
